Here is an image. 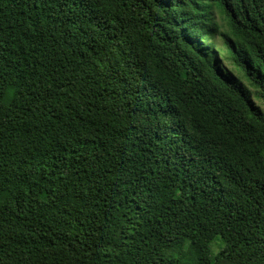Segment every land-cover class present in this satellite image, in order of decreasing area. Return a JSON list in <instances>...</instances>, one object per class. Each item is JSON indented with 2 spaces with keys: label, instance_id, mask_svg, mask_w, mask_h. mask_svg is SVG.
<instances>
[{
  "label": "trees",
  "instance_id": "16d2710c",
  "mask_svg": "<svg viewBox=\"0 0 264 264\" xmlns=\"http://www.w3.org/2000/svg\"><path fill=\"white\" fill-rule=\"evenodd\" d=\"M0 264H264V0H0Z\"/></svg>",
  "mask_w": 264,
  "mask_h": 264
},
{
  "label": "rangeland",
  "instance_id": "374dc122",
  "mask_svg": "<svg viewBox=\"0 0 264 264\" xmlns=\"http://www.w3.org/2000/svg\"><path fill=\"white\" fill-rule=\"evenodd\" d=\"M255 102L259 103V101H258L257 99H255ZM217 248H218V247L215 246L214 250L216 251Z\"/></svg>",
  "mask_w": 264,
  "mask_h": 264
}]
</instances>
